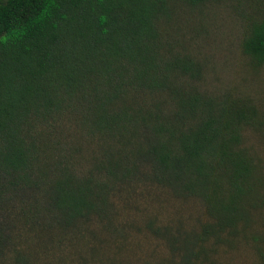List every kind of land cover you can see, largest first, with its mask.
<instances>
[{
	"label": "trees",
	"instance_id": "obj_1",
	"mask_svg": "<svg viewBox=\"0 0 264 264\" xmlns=\"http://www.w3.org/2000/svg\"><path fill=\"white\" fill-rule=\"evenodd\" d=\"M217 1L0 0V264H26L21 239L118 242V259L91 254L129 264L114 199L138 185L198 199L208 217L158 264H216L211 242L247 234L264 176L244 133L264 131V113L204 91V66L172 36L182 10ZM243 51L264 66V6ZM72 120L96 147L86 168L58 148Z\"/></svg>",
	"mask_w": 264,
	"mask_h": 264
},
{
	"label": "rangeland",
	"instance_id": "obj_2",
	"mask_svg": "<svg viewBox=\"0 0 264 264\" xmlns=\"http://www.w3.org/2000/svg\"><path fill=\"white\" fill-rule=\"evenodd\" d=\"M263 6L264 0H218L207 8L184 9L172 33L204 66L201 84L204 91L247 100L261 113H264V66L255 65L244 53L243 41L250 20ZM76 124V120L65 124L58 148L60 151L71 148L64 152L72 156L71 164L86 168L96 147L85 140L84 134L80 135ZM244 134L245 146L259 166V175L264 176V131L247 129ZM114 200L120 222L130 225L126 251L120 256L129 264H158L171 258L184 249L182 242L188 236L199 234L208 222L200 200L177 197L161 187L138 185L117 193ZM253 218L247 234L228 237L219 244L211 242L210 260L216 264H264V206L253 210ZM150 224L161 231L159 236L149 232ZM64 241L36 246L21 239L17 250L27 260L26 264H108L103 256L93 258L91 247H98L100 254L111 251V256L118 259L114 253L118 242L106 249L109 245L105 239L98 244ZM7 256L3 264H16L14 253Z\"/></svg>",
	"mask_w": 264,
	"mask_h": 264
}]
</instances>
